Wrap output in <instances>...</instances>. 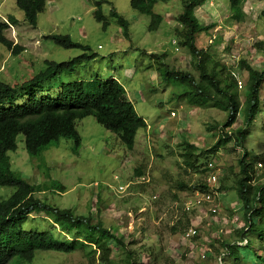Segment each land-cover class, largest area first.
<instances>
[{
  "label": "rangeland",
  "instance_id": "1",
  "mask_svg": "<svg viewBox=\"0 0 264 264\" xmlns=\"http://www.w3.org/2000/svg\"><path fill=\"white\" fill-rule=\"evenodd\" d=\"M183 4L184 0L158 2L154 10L164 20L157 30H151V16L134 9L131 0H47L35 25L27 21L16 0H0V12L16 16L18 42L28 47L26 51L12 53L0 44L3 80L33 76L45 69L46 59L62 62L81 56L72 73H58L42 85L57 89L75 80L116 78L148 122L147 128L138 131L133 150L94 115L77 120L82 137L77 147L73 138L63 136L53 141L43 154L32 156L26 149L24 134H19L17 149L9 152L12 165L30 182L48 186L46 191L37 193L43 200L91 214L95 221L114 228L125 244L121 247L116 241L110 242L114 264H130L129 251L142 264H264V259L254 254L264 257V233L260 226L250 229L236 188L241 170L239 159L247 151L255 161L260 155L255 162L254 183L264 185V80L261 111L246 136V147L236 145L235 137L219 144L224 132L244 126L242 114L232 127L224 129L229 111L210 104L192 105L179 96L182 88L161 77L162 64L200 77L197 62L176 33ZM98 7L109 19L107 28L95 16ZM113 8L130 22V36L124 34L123 26L112 14ZM243 11L244 19L237 20L232 15L230 0H207L198 7L197 14L204 24L216 26L201 32L197 42L215 55L211 66L222 59L236 72L238 80H243V88L234 89L244 99L248 74L240 61L264 68V0H245ZM60 34H69L89 48H66L47 37ZM20 59L28 61L13 67ZM227 73L223 71L222 77ZM26 98L25 92L19 103ZM172 109L177 111L176 115L170 114ZM184 140L198 147L202 170L207 160L217 161L218 183L225 188L217 189L215 202L193 210L185 209L186 202L194 196L196 185L207 182L209 172L186 164L182 155ZM137 168L144 171L145 177L136 175ZM120 185L127 187L121 190ZM14 190L13 186H0V199ZM214 206L217 212L210 209ZM27 218L22 225L27 229L50 228L62 238L71 237L44 216L32 214ZM192 226L199 229V236L186 239L184 233ZM245 234L247 241L241 239ZM241 240L244 245L249 243L247 248L251 250H244V259H235L227 252L226 243ZM89 246L95 247L93 243ZM89 248L79 244L73 252L39 251L33 264H93Z\"/></svg>",
  "mask_w": 264,
  "mask_h": 264
},
{
  "label": "trees",
  "instance_id": "2",
  "mask_svg": "<svg viewBox=\"0 0 264 264\" xmlns=\"http://www.w3.org/2000/svg\"><path fill=\"white\" fill-rule=\"evenodd\" d=\"M170 0H131V5L137 11L151 16V30H157L164 20V16L154 10L158 2ZM245 0H230L232 15L237 20L244 19L243 4ZM17 5L24 10L27 19L37 23L39 13L43 12L47 0H16ZM207 0H184L183 10L178 16L179 27L176 28L181 43L191 51L197 62L200 77L197 78L190 71L170 69L166 64L160 66L161 77L164 81H172L173 85L182 88L178 92L180 97L186 98L192 105L204 106L210 104L230 112L224 129L236 123L239 114L243 116L244 126L234 132H224L218 143H227L235 137L236 145L245 148L246 136L253 127L261 111V88L264 80V68H255L247 61L241 60L239 65L246 69L248 74L247 89L242 98L239 90L236 72L230 69L222 59L214 61V54L207 48L198 46V35L208 32L216 26L204 24L198 17L196 10ZM118 22L123 26L124 34L130 36V22L124 15L113 8ZM95 16L103 22L105 28L110 24L108 17L101 7L95 11ZM11 18L14 15L10 16ZM6 23L0 17V43L13 48V42L4 35ZM58 44L66 47H89L74 41L69 34L51 36ZM16 48V46H15ZM160 58L161 55L154 54ZM81 56L67 61L51 62L50 67L31 79L16 84L14 87L0 82V186H13L15 190L7 198L0 199V264H33L39 251L56 250L73 252L79 244L91 247L88 253L93 264H114L112 260L113 247L111 241H116L124 247L123 237L116 231L105 226L102 221H95L93 215L77 213L74 208L60 207L43 200L38 192L46 191L48 186L32 183L21 176L12 165L9 154L18 147V135L24 134L26 149L32 156H39L49 148V145L61 137L73 138L77 145L82 142L77 128V120L88 115H94L99 123L116 133L121 141L133 150L136 146V137L141 128H147V120L141 116L132 101L124 84L116 79H102L97 76L88 80H75L64 83L57 89L42 85L46 80L58 73H72ZM228 73L222 77V72ZM245 84V83H244ZM240 89V88H239ZM54 90V94L44 95ZM22 92L27 93L24 103H19ZM218 144V145H219ZM184 161L198 171L202 170L200 163L202 154L197 152L198 147L187 140L182 142ZM247 151L239 159L240 174L237 178V193L243 200L245 216L250 220V229L259 227L264 233V185L254 183L255 162L249 158ZM259 162V161H258ZM136 175L145 177L144 171L136 169ZM183 186V185H182ZM63 187V186H61ZM211 184L202 182L194 188L208 191ZM217 189H225L219 187ZM41 215L61 231L70 234V238H62L50 228L27 229L22 225L30 215ZM259 220V221H258ZM88 228L85 230L83 226ZM56 228V227H55ZM89 231V232H88ZM88 232V233H86ZM73 234V235H71ZM85 235V237H83ZM199 236V233L194 237ZM191 238V239H192ZM246 238L243 236L241 239ZM264 239V234L262 235ZM93 243L95 247L89 246ZM91 245V244H90ZM227 242L228 253L235 259H244L243 254L249 243ZM245 247V248H242ZM245 250V251H244ZM259 259L262 255L254 253ZM130 264H142L129 251Z\"/></svg>",
  "mask_w": 264,
  "mask_h": 264
},
{
  "label": "clouds",
  "instance_id": "3",
  "mask_svg": "<svg viewBox=\"0 0 264 264\" xmlns=\"http://www.w3.org/2000/svg\"><path fill=\"white\" fill-rule=\"evenodd\" d=\"M2 7V6H1ZM197 11H198V8H197V10H196V13H197ZM9 15V14H8ZM12 14H10L9 16H6L4 13L2 14L1 12H0V17H1V20L4 22V23H6V27H5V29H4V35L9 39V40H11L12 42H13V48H10V47H8L6 44H4V43H0V44H4V45H6L7 47H8V49L12 52V53H20V52H23V51H26L27 50V46H25V45H22L21 43H19L18 42V38H17V36H18V34H17V31H16V27H15V25H16V23H17V18H16V16H14L13 18H11L10 16H11ZM26 15V14H25ZM198 15V14H197ZM39 16V15H38ZM199 18H200V16H198ZM27 18V17H26ZM201 20V19H200ZM27 21L29 22V23H31L28 19H27ZM37 23H38V19H37ZM36 23V24H37ZM31 24H33V23H31ZM35 25V24H34ZM52 35H48L47 37H49V38H52L51 37ZM53 39V38H52ZM54 40V39H53ZM55 41V40H54ZM37 42H39V41H37ZM56 42V41H55ZM174 42L176 43L177 41L176 40H174ZM57 43V42H56ZM58 44V43H57ZM60 45V44H59ZM15 46H16V48H15ZM62 46V45H61ZM27 47V48H26ZM64 47V46H63ZM176 49H178L179 50V47H177ZM24 60H27V59H20V60H18L17 62H16V64L13 66V67H19V66H22V62L24 61ZM19 61H21V62H19ZM28 61V60H27ZM46 61V64H47V66L45 67V69H43L42 71H40V72H43V71H45L48 67H50V65H51V62H57V61H54V60H48V59H46L45 60ZM12 68V67H11ZM10 68V69H11ZM5 70V69H4ZM39 72V73H40ZM39 73H37V74H39ZM37 74H35V75H33V76H30V77H26V78H24V79H17V80H14V81H6V79L5 80H3L4 78H2L1 77V75H2V73L0 74V82H3V83H6V84H8V85H11V86H15L16 84H18V83H22V82H24V81H26V80H28V79H31V78H33L34 76H36ZM23 94H24V92H22L19 96H23ZM172 111H173V109L170 111V114L172 113ZM174 111H176V110H174ZM177 112V111H176ZM177 114V113H176ZM175 117V116H174ZM211 161H214L215 163H216V166L214 167V169H211L210 167H209V162H211ZM260 165H262V163H260ZM205 167H207V170H208V177H207V182L209 183V184H211V187H210V189L208 190V191H211L212 193H213V195H214V201L213 202H215V198H216V194L218 195L219 194V192H218V190H217V188L219 187V179H220V174H219V165H218V163H217V161H215V160H210V161H206V166ZM213 172H216V174L218 175V181L216 182V183H211V182H209L208 181V178H209V176L213 173ZM217 187V188H216ZM198 190H201V191H205V190H202V189H196L195 191H194V196H195V193H196V191H198ZM212 203V202H211ZM185 209H186V207H185ZM195 209V208H194ZM187 210V209H186ZM193 210V209H192ZM246 239V241H247V238H244V240ZM244 240H241V241H238L239 242V244H240V242H243ZM243 244V243H242Z\"/></svg>",
  "mask_w": 264,
  "mask_h": 264
},
{
  "label": "built area",
  "instance_id": "4",
  "mask_svg": "<svg viewBox=\"0 0 264 264\" xmlns=\"http://www.w3.org/2000/svg\"><path fill=\"white\" fill-rule=\"evenodd\" d=\"M238 85H239V88H243L244 86V82L242 79H239L238 80ZM176 111H172V115H176ZM216 166V163L214 161H211L209 162V167L211 169H214V167ZM208 181L211 182V183H216L218 181V175L216 174V172H213L209 178H208ZM126 185H120L119 186V189L121 190H124L126 189ZM214 201V195L211 191H201V190H198L196 191L195 193V196L191 197V200H189V202H186V209L187 210H191V209H194L196 207H199V206H204L205 204L207 203H211ZM212 211H218V208L216 206L210 208ZM199 233V229L197 227H190L188 230H186V232L184 233L185 234V238L186 239H191L192 237H194L196 234ZM242 242H240L241 244ZM206 256V254H204V257Z\"/></svg>",
  "mask_w": 264,
  "mask_h": 264
},
{
  "label": "crops",
  "instance_id": "5",
  "mask_svg": "<svg viewBox=\"0 0 264 264\" xmlns=\"http://www.w3.org/2000/svg\"><path fill=\"white\" fill-rule=\"evenodd\" d=\"M197 13H198V11H197ZM199 16V15H198Z\"/></svg>",
  "mask_w": 264,
  "mask_h": 264
}]
</instances>
